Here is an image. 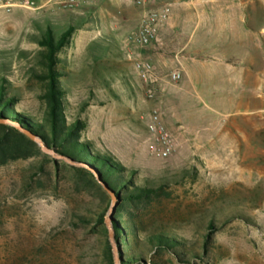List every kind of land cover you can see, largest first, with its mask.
<instances>
[{"label": "rangeland", "instance_id": "374dc122", "mask_svg": "<svg viewBox=\"0 0 264 264\" xmlns=\"http://www.w3.org/2000/svg\"><path fill=\"white\" fill-rule=\"evenodd\" d=\"M30 1V9L0 8V83L19 99L17 113L42 115L40 42L74 29L56 55L66 121L83 123L80 141L135 171L137 183L166 185L134 213L144 231L169 229L184 242L179 259L145 253L141 264H264V0H166L170 17L149 47L130 39L148 8L98 1L68 13ZM142 63L151 66L146 78ZM154 110L172 136L166 157L152 152ZM238 112L249 121L236 133L227 126ZM229 134L248 137L251 152H230ZM37 147L0 167V264H109L106 222L115 201L107 208L78 179V161ZM209 221L217 230L203 255Z\"/></svg>", "mask_w": 264, "mask_h": 264}, {"label": "trees", "instance_id": "16d2710c", "mask_svg": "<svg viewBox=\"0 0 264 264\" xmlns=\"http://www.w3.org/2000/svg\"><path fill=\"white\" fill-rule=\"evenodd\" d=\"M73 30L70 27L56 42L50 36L40 42V47L44 49L42 65L46 69V73L40 76L45 82L42 115L17 113L15 109L19 99L15 95H9L5 85L0 83V121L11 125L0 124V167L9 162L30 158L39 152L37 144L22 135L15 126L32 133L47 149L53 150L57 155L85 163L113 193L116 205L111 221L121 264L144 263L145 253L152 258L170 254L179 259L184 242L169 229H158L149 233L144 231L134 213L139 203L153 196L165 194L166 185L153 187L149 183H137L135 171H127L110 155L99 153L90 143L80 141L81 132L84 130L83 123L80 121L68 123L65 119L64 93L60 88L61 75L56 71L58 63L56 55L67 45ZM76 172L80 181L106 199L109 208L113 199L97 184L94 177L81 170ZM77 219L82 224L90 223L89 219L84 217ZM99 221L104 223L103 215ZM206 230L203 255L207 254V244L217 229L215 224L209 221ZM105 246V259L109 264H113V252L108 234H105ZM185 262L189 264V261Z\"/></svg>", "mask_w": 264, "mask_h": 264}, {"label": "built area", "instance_id": "2783aa9c", "mask_svg": "<svg viewBox=\"0 0 264 264\" xmlns=\"http://www.w3.org/2000/svg\"><path fill=\"white\" fill-rule=\"evenodd\" d=\"M98 1H122L135 7L146 9L143 14L139 28L130 37L132 42L141 47H149L158 40V27L165 23L171 14V4L166 0H47L46 4H56L61 10L68 13H77ZM33 1L30 0H0V8L10 11L15 7L32 8ZM155 7V8H154ZM157 7V8H156ZM142 77L146 78L151 72V66L148 63L137 65ZM181 79L179 72L171 74V80L178 82ZM152 123L150 131L155 136V147L152 148L158 157H166L173 151L172 136L162 124V120L157 111L152 112Z\"/></svg>", "mask_w": 264, "mask_h": 264}, {"label": "crops", "instance_id": "0c3cea01", "mask_svg": "<svg viewBox=\"0 0 264 264\" xmlns=\"http://www.w3.org/2000/svg\"><path fill=\"white\" fill-rule=\"evenodd\" d=\"M176 7L173 8V11H172V16L174 18V11H176ZM172 17L170 18L168 24L169 26L171 27H174V26H177L179 23H176V19H173ZM182 22V21H180ZM240 46L244 49V43ZM243 51V50H242ZM186 57L187 56H182L181 57V60L178 61L179 63H181L183 65V71L185 73H187V62H186ZM191 79V78H190ZM238 107L239 109L242 108V107H245V104H241L239 103L238 104ZM230 119V124L227 126V130L229 131H235L237 133V131L239 130V127L240 125L238 123H243L245 121H249L248 118H245L241 112H238V113H233L230 115L229 117ZM227 146L231 148V151L232 153H250L251 152V142H250V139L244 135H242L241 137L240 136H231L230 134L228 135L227 137ZM210 144L208 146H217V144L215 143L214 139H210ZM258 151V150H257ZM260 152V151H258Z\"/></svg>", "mask_w": 264, "mask_h": 264}, {"label": "water", "instance_id": "95a60500", "mask_svg": "<svg viewBox=\"0 0 264 264\" xmlns=\"http://www.w3.org/2000/svg\"><path fill=\"white\" fill-rule=\"evenodd\" d=\"M0 124L2 125H9L7 122L5 121H0ZM15 129H17L22 135H24L26 138H28L29 140H31L32 142L38 144L41 148L42 151L46 154H51L54 155V153L47 149L44 144L40 141V139L38 137H36L35 135H33L32 133L15 126ZM72 163V162H71ZM74 164V163H72ZM78 165L81 166V168H79L78 170L83 171L84 173L91 175L94 177L95 181L97 182V184L113 199L114 201V196L113 193L110 191V189L108 188V186L102 181V179L96 175V173H94V171L92 169H90L85 163L82 162H78ZM107 223V228H108V234H109V240L111 241V243L113 244V257H114V264H119V258L117 255V249L115 246V234L113 231V227L111 222H106Z\"/></svg>", "mask_w": 264, "mask_h": 264}]
</instances>
